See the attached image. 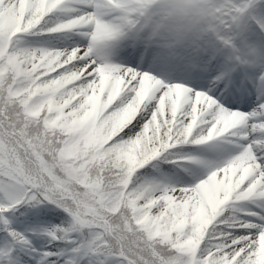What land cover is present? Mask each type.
I'll list each match as a JSON object with an SVG mask.
<instances>
[{"label":"snow or ice","instance_id":"snow-or-ice-1","mask_svg":"<svg viewBox=\"0 0 264 264\" xmlns=\"http://www.w3.org/2000/svg\"><path fill=\"white\" fill-rule=\"evenodd\" d=\"M0 264H264V0H0Z\"/></svg>","mask_w":264,"mask_h":264}]
</instances>
